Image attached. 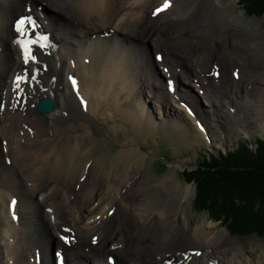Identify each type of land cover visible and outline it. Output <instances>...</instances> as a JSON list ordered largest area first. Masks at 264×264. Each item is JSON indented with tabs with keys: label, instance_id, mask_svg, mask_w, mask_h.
<instances>
[{
	"label": "bare ground",
	"instance_id": "bare-ground-1",
	"mask_svg": "<svg viewBox=\"0 0 264 264\" xmlns=\"http://www.w3.org/2000/svg\"><path fill=\"white\" fill-rule=\"evenodd\" d=\"M195 1L171 0L167 10L153 15L165 0H0V139L4 143L0 145V260L7 256L2 264H245L240 238L227 243L221 236L224 230L215 235L209 231L205 237L199 231L201 221L183 218L185 208L171 212L174 199L169 194L178 188L172 177L161 181L167 189L163 201L150 204L148 192L142 197L152 182L141 172L128 175L135 159L143 157L133 154L134 144L126 141L121 149L126 150L117 153L120 166L109 170L103 163L108 154L106 129L91 134L92 125L81 119L77 126L74 118L77 107L94 120L106 115H100V106L93 102V97H103L114 100L117 111L134 116L139 126L151 123V103L146 110L142 94L145 88L156 91L153 102L164 108L165 119L156 125L162 128L177 129L184 120H193L200 121L207 132L214 128L233 132L257 107L264 117V85L257 87L258 82L264 83L263 72L250 64L243 48L222 49L229 41L236 45L244 41L228 35L238 29L246 33L242 24L236 29L229 23L238 15L223 18L226 8L221 0H207L202 8H196L199 2ZM46 6L52 13H43ZM24 15L36 21L33 35L48 37L42 41L45 49L34 46L39 63H25L15 42V22ZM221 40L225 42L220 46L217 41ZM151 45L165 52L157 50L154 59ZM222 52L232 60L229 65L222 60ZM223 67L229 78L226 85L222 84L227 79L222 77ZM157 68L166 72V84L157 77ZM70 77L77 81L75 86ZM188 84L205 96L210 114L198 111L197 97ZM244 88L252 91L241 98ZM46 96L53 98L55 110L35 114L40 98ZM229 114L238 119L232 128L223 127ZM110 132L115 138L116 130ZM87 135L94 140L82 141ZM73 137L81 142L76 144ZM82 144L86 151L80 150ZM69 151L72 162L93 154L78 169L66 165ZM99 160L105 170L99 168ZM193 190L191 184L185 187L189 208ZM14 200L17 205L12 211ZM194 221L197 232L191 227ZM184 237L186 246L180 249L161 248ZM53 249L62 255L55 259Z\"/></svg>",
	"mask_w": 264,
	"mask_h": 264
},
{
	"label": "rangeland",
	"instance_id": "rangeland-1",
	"mask_svg": "<svg viewBox=\"0 0 264 264\" xmlns=\"http://www.w3.org/2000/svg\"><path fill=\"white\" fill-rule=\"evenodd\" d=\"M191 1H195V0H191ZM221 1L222 3L225 4V8H226L224 10L225 17L223 18H226V16L231 13L237 14L238 16H236L234 19L229 21V23L232 22L233 25L237 27L236 29H238L240 25L242 24L244 28L246 29V33L241 29H238L236 32L228 31V35H231L232 33L233 36L237 35L238 37H243L244 41L237 45L229 41L228 42L229 44L222 46V49L227 50L228 49L227 47L234 48L237 46L239 48H243L249 54L248 57L250 60V64H253V67L256 68L258 72H260V74H262V72L264 74V37H262V33L264 31V16L249 17L248 15H246L245 11L243 10L240 4L241 0H221ZM195 3H198L196 4V8H202L204 4L207 3V0H196ZM220 3H219V6L220 7L222 6L221 8L223 9L224 7L223 5H220ZM214 7L217 8V5L215 4ZM43 13L48 14L52 12L49 11L48 7L46 6ZM213 15L215 16V14ZM152 24L153 22L149 23V25H152ZM42 35H45V33H42ZM222 41L225 42V40H221V42L217 41L220 46L222 45ZM149 50L152 53L151 56L154 59H156L155 52L157 50L159 53L165 52V49L163 48L153 50L152 45L151 47H149ZM192 51L193 50H185L184 52L192 53ZM180 52L181 51H179V53ZM129 55H131V53ZM227 59L228 58H226L222 52V60L225 62V64L229 65L232 60L230 59L227 60ZM66 69L67 68L65 66V69L61 77H63V74L66 72ZM225 69L226 68L223 67L222 77L227 78V79H225V81L222 82L223 85H226L228 83L227 80L229 79L228 76H226ZM154 71L157 73V77L162 80V83L166 84L168 81V78H166L167 77L166 72L162 68L154 69ZM191 73L194 74L193 71H191ZM210 75H213V74L211 73ZM261 76L262 75H258V78H261ZM262 80H264V78ZM260 83L261 85L262 84L264 85L263 82H258L257 87L260 86L259 85ZM188 85L190 86L192 93L196 95L197 97L198 111L202 113V110L205 109L207 114H210L211 112L208 110L209 106L206 104V101H205L206 98L202 94V92L198 90L196 86H192L191 84H188ZM254 87H255V84H254ZM156 90L158 92L159 90L158 87L156 88ZM184 90H185V93L187 92L188 94H190V92H188V88L185 87ZM147 91H149L150 93L149 95ZM250 91H252L251 88L242 89L239 93L240 97L244 98L245 95H248L249 97ZM154 92L156 91L152 90L151 92L148 88H145L142 91L143 97L146 98L147 100L145 102L146 104L145 109L151 110V113H150V117L152 119V121H150L151 123H149V121H144L139 126L134 116L127 117L126 114H123L124 113L123 111L121 112L120 109H119L120 111H117L115 109L114 103L116 102H114V100L107 101V99H104L103 97H102V100H96L93 97L94 106H100L99 114L100 115L106 114V115L98 116L99 120H94L92 118L84 117L81 112L82 109L80 107H77L75 114H74L76 115V112H77L76 117H74L77 119L76 125L78 126L79 124L78 122H80L81 119H83L84 123L90 124L93 126V128L91 129V134H95L98 129L102 132L101 127H104L106 129L104 134H106L109 137V140L105 148L107 149L108 154L106 155L105 158H103V163L109 167V170H114L116 167L120 166L117 153L123 148V146L126 144V141H129L135 145L134 147L137 150H134L133 154H138L139 152V154H141L143 157H144V154H146L144 158L141 157L140 159H135L136 162L133 161L134 163L130 166V168H128L129 169L128 175H132L133 173L139 174L141 172V174L144 173L150 178L152 184L146 187L145 191L141 193L142 197H145L147 195V192L149 193L147 196L148 198L147 200L149 201L150 204L160 203L161 201L165 199V196L167 194V189L164 185H162L161 181L165 179L166 177H172L173 180H175L178 184L176 193L171 192L169 194L170 198L174 199V203L170 208L173 214L176 212H180L183 208H185V212L183 211V218L187 217V218H190L191 220L201 221L202 227L199 230L201 235H205L209 231H213V234L215 235L218 231L224 230L225 232H223L221 236L226 238L227 243H230L229 240L231 239L240 238L241 239L240 242H241L242 249L244 252L243 253L244 263L245 264H264V237L258 236L257 233H254L255 231L253 232V234L246 236V237L231 235L230 232L226 230L220 224V221L212 220L206 212L195 213L193 211V202L195 200V197L197 196L198 186L195 181L190 180L191 181L190 182L188 179L185 178V171H188V172L190 171V173L194 171L192 169L195 168V164L198 162L199 157L201 158L202 154H207L206 153L207 151H210V152H218L220 150L229 151L237 145L238 140L247 139V140H251L252 142H255L258 137L264 138V125H263L264 117L262 115V110L260 108L258 109L257 107L255 108V112L253 111L251 115H249L248 113L249 118L247 119L245 124L242 127H239L233 130V132H231L230 130H227V131L225 130V132H223L215 128L211 130V132H207L205 131L204 128L202 129L201 127L202 124H200V121H193V120H189V121L184 120L185 124H182L181 126L182 128L178 127L177 129H174L172 127L169 128V126L162 128L156 125H157V122L161 120V118L165 119L163 115L164 108L162 111V108L159 107V102L158 103L153 102L154 101L153 97L156 95ZM149 102L151 103L150 105L151 108L148 109ZM172 103L176 105L175 102H172ZM244 103L246 102L242 101V104L246 106V109H247L248 104L247 103L244 104ZM178 107L180 106L178 105ZM259 107L263 108V105L259 103ZM227 108H229L227 107V105L223 107L224 110H227ZM35 109L36 110H33V111L36 114L38 113V111H37V108ZM186 111L188 112L189 110L186 109ZM171 119H173V117H171ZM208 119L209 121H211L210 118ZM103 120L104 122H102ZM166 120L169 121L170 119L166 118ZM223 121L225 123L223 124L224 125L223 127L229 126L230 128H232L237 123L238 119L236 117H232L229 114L228 121H226V119ZM113 128L117 132L115 138L110 132ZM117 128H119V130ZM90 138L94 140L92 136ZM90 138L87 135L82 141L87 142L89 140L90 142L91 140ZM73 141H75L76 144L81 142V140H78L77 138L74 139V137H73ZM96 141L98 144V140ZM1 142L2 141L0 139V143ZM75 142H73L72 144V142L69 141L70 146H74ZM2 144L4 147V143H1L0 145ZM86 149H87V146L85 144H82L80 150L83 152V151H86ZM98 149H99V145H98ZM125 150L126 149L121 150V151H125ZM90 151H92V149H90ZM120 153H119V157H120ZM92 154L93 153L88 152L84 155H80V156L77 155L78 157L72 162L73 160V159L71 160L72 152L69 151V153L67 154V158L69 159L65 161L66 165L71 164L72 167H78L79 169L82 163ZM99 154L100 152L98 150L95 156H99ZM133 154L131 156H133ZM163 163L164 165L168 167L167 169H164ZM98 166L102 170H105L104 168L105 166L102 164L101 160H99ZM117 172L118 171H115L114 173H117ZM121 174L124 175V174H127V172L125 173L122 172ZM111 180H112V184H115L114 181H116V178L112 176ZM188 184L193 185V188H194L189 198L190 208L186 207V205H188V201H187L185 187H187ZM0 190H1V187H0ZM114 193L116 194V190H114ZM35 196L36 195H34V198H36V200L40 202V197L38 198V195L37 197ZM191 203H192V206H191ZM254 207L256 209V206ZM251 214H253L254 216L259 215L256 212L254 213V211ZM196 221L192 223L191 227L193 228V230H196L195 229ZM212 222H215L213 226L211 225ZM184 223H186V221ZM181 227L184 228L185 226L182 225ZM195 232H197V230ZM183 246H186L185 237L183 239L179 238L177 240H172L170 241V243L165 242L161 246V248L177 250ZM57 251L58 250L53 249L52 254H51L52 256L55 257V259H56V256L58 257ZM149 257H151L150 253H149ZM4 258H5L4 262H6L7 256H5ZM4 258L0 260V264H2V261ZM119 264H122V263L119 262Z\"/></svg>",
	"mask_w": 264,
	"mask_h": 264
},
{
	"label": "trees",
	"instance_id": "trees-1",
	"mask_svg": "<svg viewBox=\"0 0 264 264\" xmlns=\"http://www.w3.org/2000/svg\"><path fill=\"white\" fill-rule=\"evenodd\" d=\"M240 4L249 17L264 16V0H241ZM206 153L194 171H185V178L198 186L193 211L206 212L231 235L246 237L255 231L264 237V138L241 139L227 152Z\"/></svg>",
	"mask_w": 264,
	"mask_h": 264
},
{
	"label": "snow or ice",
	"instance_id": "snow-or-ice-1",
	"mask_svg": "<svg viewBox=\"0 0 264 264\" xmlns=\"http://www.w3.org/2000/svg\"><path fill=\"white\" fill-rule=\"evenodd\" d=\"M170 6H171V0H165L164 4L161 7L155 9L153 15H157L160 12L167 10ZM36 28H37L36 21L31 15L21 16L15 22V30L18 33V37L15 42L22 49L23 59L25 63L29 61L34 63H39L38 52L36 51V49H34V46H37L40 50H43L47 47L46 44L42 43V41L48 40V37L46 35H40V34L33 35ZM16 79L17 81H20L21 77H17ZM70 80L73 86L77 84V81L74 78L70 77ZM16 86L19 87V83H17ZM77 95H79L78 89H77ZM81 102L85 103V107H86V102H84L82 98H81ZM201 127L203 129V126ZM15 203H16L15 201H12L13 208L15 207Z\"/></svg>",
	"mask_w": 264,
	"mask_h": 264
},
{
	"label": "water",
	"instance_id": "water-1",
	"mask_svg": "<svg viewBox=\"0 0 264 264\" xmlns=\"http://www.w3.org/2000/svg\"><path fill=\"white\" fill-rule=\"evenodd\" d=\"M56 108V104L51 97H44L38 102L37 111L41 114L49 113L54 111Z\"/></svg>",
	"mask_w": 264,
	"mask_h": 264
}]
</instances>
